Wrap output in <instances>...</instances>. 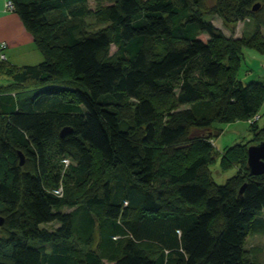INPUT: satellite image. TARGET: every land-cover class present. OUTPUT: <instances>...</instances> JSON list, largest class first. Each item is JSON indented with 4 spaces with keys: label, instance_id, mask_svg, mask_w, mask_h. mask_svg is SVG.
<instances>
[{
    "label": "trees",
    "instance_id": "1",
    "mask_svg": "<svg viewBox=\"0 0 264 264\" xmlns=\"http://www.w3.org/2000/svg\"><path fill=\"white\" fill-rule=\"evenodd\" d=\"M12 1L44 61L0 59V264H259L245 242L264 234V175L236 144L221 167L244 170L216 183L204 140L259 112L264 84L237 71L245 47L264 55V0ZM207 13L256 34L228 38ZM165 159L182 167L156 186Z\"/></svg>",
    "mask_w": 264,
    "mask_h": 264
},
{
    "label": "rangeland",
    "instance_id": "2",
    "mask_svg": "<svg viewBox=\"0 0 264 264\" xmlns=\"http://www.w3.org/2000/svg\"><path fill=\"white\" fill-rule=\"evenodd\" d=\"M115 0H89L88 6L92 9H96L99 6H105L114 3ZM213 0H208L207 4L211 5ZM205 19L212 21L213 24L220 29V31L228 38L233 39H249L252 38L257 31L256 24L253 20H243L236 25L227 26L221 18L215 15L207 13ZM85 25L88 30L96 31L102 28L104 25L97 22L96 18L93 16L85 18ZM260 42L264 43V27H260ZM201 38L205 42H209L210 38L202 34ZM259 41V39H258ZM255 41V42H258ZM264 46V45H263ZM112 53L116 51V47L112 46ZM237 78L244 83H250L253 81L261 82L264 84V55L255 49L245 47L243 49V57L241 59L239 69L237 71ZM11 81L8 78L0 80V84L7 85ZM186 106H181L180 109ZM259 118H256L253 123H256L253 127L248 123L249 121L241 120L232 123H222L216 122L214 124L215 129L221 130V134L215 137L214 140H204L210 144V147L215 149L207 154L210 163L211 176L214 177L215 182L218 184H225L226 181L235 176L237 173L243 171L241 166H236L234 168L224 170L221 167V155L225 149L232 147L236 144H246L252 145L256 133L264 128V100L260 105L259 112L257 113ZM256 115V116H257ZM164 117V116H163ZM255 117V116H254ZM210 130L199 131V134L204 138ZM215 141V142H214ZM53 146L52 144L49 146ZM216 150V151H215ZM51 156V163L55 164V172L61 168L62 174L64 176V184H70L73 181V176L69 175V169L63 162V158L56 153L55 147H52L49 151ZM215 158V159H214ZM167 159L160 162L159 169L155 175L153 183L156 186H165L168 182V176L173 172L177 171L182 167V162L167 163ZM264 217V212L261 215ZM52 227L51 225H48ZM246 255L250 261L258 262L259 264H264V234H253L250 233L246 238L245 242Z\"/></svg>",
    "mask_w": 264,
    "mask_h": 264
},
{
    "label": "crops",
    "instance_id": "3",
    "mask_svg": "<svg viewBox=\"0 0 264 264\" xmlns=\"http://www.w3.org/2000/svg\"><path fill=\"white\" fill-rule=\"evenodd\" d=\"M5 4L6 0H0V45L3 42L8 44L5 51L7 61L19 67L42 63L44 57L36 46L33 35L18 13L7 11Z\"/></svg>",
    "mask_w": 264,
    "mask_h": 264
},
{
    "label": "water",
    "instance_id": "4",
    "mask_svg": "<svg viewBox=\"0 0 264 264\" xmlns=\"http://www.w3.org/2000/svg\"><path fill=\"white\" fill-rule=\"evenodd\" d=\"M259 7H260V4H256V6L254 7V11L258 10ZM68 133H70V129L64 128L62 130L61 136L64 137ZM20 157H21L20 164L24 165L23 154L20 153ZM247 168L251 175H254V176L264 175V140L260 142L259 144L249 146ZM245 187H246V184L241 189L240 195L243 194ZM0 224H2L1 220H0Z\"/></svg>",
    "mask_w": 264,
    "mask_h": 264
},
{
    "label": "built area",
    "instance_id": "5",
    "mask_svg": "<svg viewBox=\"0 0 264 264\" xmlns=\"http://www.w3.org/2000/svg\"><path fill=\"white\" fill-rule=\"evenodd\" d=\"M5 8H6L7 11H12V12H13V11L15 10V5H14L13 1H12V0H6ZM7 46H8V45H7L6 42L1 43V45H0V59H2V60L7 59V55L5 54V51H6ZM259 117H260V116L257 115V116H255V117L251 118V119L249 120V123H253L254 120H255L256 118H259ZM68 163H69V161H67V164H68ZM61 191H62V190L60 189L59 192H61Z\"/></svg>",
    "mask_w": 264,
    "mask_h": 264
}]
</instances>
